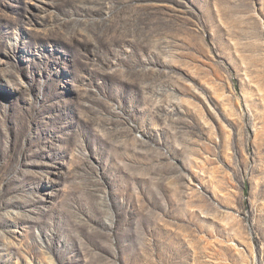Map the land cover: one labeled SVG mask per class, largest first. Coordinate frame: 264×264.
I'll return each mask as SVG.
<instances>
[{
    "label": "rangeland",
    "instance_id": "obj_1",
    "mask_svg": "<svg viewBox=\"0 0 264 264\" xmlns=\"http://www.w3.org/2000/svg\"><path fill=\"white\" fill-rule=\"evenodd\" d=\"M0 264H264V0H0Z\"/></svg>",
    "mask_w": 264,
    "mask_h": 264
}]
</instances>
